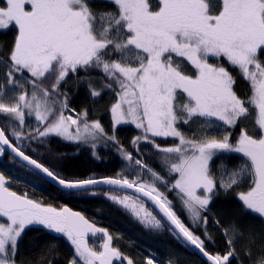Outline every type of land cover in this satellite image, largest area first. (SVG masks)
I'll return each instance as SVG.
<instances>
[{"label": "snow or ice", "instance_id": "6c2138e0", "mask_svg": "<svg viewBox=\"0 0 264 264\" xmlns=\"http://www.w3.org/2000/svg\"><path fill=\"white\" fill-rule=\"evenodd\" d=\"M101 186L195 264H264V0H0V264H177L65 202Z\"/></svg>", "mask_w": 264, "mask_h": 264}, {"label": "trees", "instance_id": "16d2710c", "mask_svg": "<svg viewBox=\"0 0 264 264\" xmlns=\"http://www.w3.org/2000/svg\"><path fill=\"white\" fill-rule=\"evenodd\" d=\"M67 151H71V149ZM44 162L47 164L49 161L45 158ZM3 170L17 175V178L23 182L21 187H26L29 191L32 190V185L37 187H53L16 161ZM57 171L61 174L68 175L75 170L65 165L62 168H58ZM81 174H86V172L82 171ZM105 191L109 190H96L97 195H90L89 191L80 193L67 192L68 199L65 202L71 204L73 207L86 211L90 216L96 217L100 222L114 229L118 235L127 240L134 241L138 247L150 248L157 252L162 251L166 247H171L173 255L176 256L177 264H195L199 260V257L189 249L176 245L167 231L157 234L152 230H146L130 214H127L115 203L105 198L103 195ZM252 222L258 223L256 220ZM36 239L39 240V237ZM42 243H47V241H43ZM39 248L40 244L33 245L28 238H25V241L21 245V251L29 254L37 252Z\"/></svg>", "mask_w": 264, "mask_h": 264}, {"label": "water", "instance_id": "95a60500", "mask_svg": "<svg viewBox=\"0 0 264 264\" xmlns=\"http://www.w3.org/2000/svg\"><path fill=\"white\" fill-rule=\"evenodd\" d=\"M16 162L18 164H20L21 166H23L24 168L32 171L33 173H35L37 176L41 177L44 181H46L48 184L52 185L53 187H58L54 184V182L48 177L46 176L44 173H42L40 170L38 169H35L29 165H27L26 163H23L21 161H19L18 159L16 160ZM95 191L96 190H109L103 186L99 187V188H96L94 189ZM60 191H65L63 189H60ZM87 191H91V189H84V190H78V191H68V193H80V192H87ZM190 250V249H189ZM191 251V250H190ZM192 252V251H191ZM195 254V253H194ZM196 255V254H195ZM197 256V255H196ZM198 257V256H197Z\"/></svg>", "mask_w": 264, "mask_h": 264}]
</instances>
